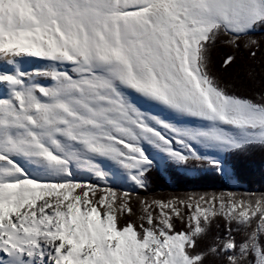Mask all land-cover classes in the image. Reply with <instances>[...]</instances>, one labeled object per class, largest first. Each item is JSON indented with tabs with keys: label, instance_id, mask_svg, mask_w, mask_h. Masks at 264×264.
Wrapping results in <instances>:
<instances>
[{
	"label": "snow or ice",
	"instance_id": "6c2138e0",
	"mask_svg": "<svg viewBox=\"0 0 264 264\" xmlns=\"http://www.w3.org/2000/svg\"><path fill=\"white\" fill-rule=\"evenodd\" d=\"M257 31L264 0H0V264H264V193L134 203L76 179L146 188L145 145L221 174L218 154L264 147V96L209 70L219 42L255 57Z\"/></svg>",
	"mask_w": 264,
	"mask_h": 264
},
{
	"label": "trees",
	"instance_id": "16d2710c",
	"mask_svg": "<svg viewBox=\"0 0 264 264\" xmlns=\"http://www.w3.org/2000/svg\"><path fill=\"white\" fill-rule=\"evenodd\" d=\"M253 36L260 42V47L253 49L256 51L255 57L243 44L237 49L219 42L210 51L209 70L228 91L259 100L264 96V31H257ZM228 55L234 56L235 62L231 67L225 68L223 60ZM222 161L231 170L230 176L225 177L215 169L196 162L190 163L186 168L165 163L162 170L155 164L146 173V188L137 187L128 192L133 196L134 203L137 196L169 199L221 192L239 195L264 193V147L253 146L244 151L224 153ZM190 171L193 172L189 173ZM232 181L236 187L231 185ZM114 189L119 192L126 191L118 187ZM225 228L222 220L214 223L206 240L201 242V247L211 244L216 236H223Z\"/></svg>",
	"mask_w": 264,
	"mask_h": 264
},
{
	"label": "rangeland",
	"instance_id": "374dc122",
	"mask_svg": "<svg viewBox=\"0 0 264 264\" xmlns=\"http://www.w3.org/2000/svg\"><path fill=\"white\" fill-rule=\"evenodd\" d=\"M28 68L26 69H36V68H43L45 66V62L43 60H40V59H34L32 60L30 63H28ZM42 83H48V81L46 80H42L41 81ZM4 90L2 87H0V95H4ZM139 103L141 104L142 108L145 109V110H148V111H151L155 114H163L164 116L168 117L169 114L168 113H161V110L156 107L155 105H152V104H147V103H144L143 101H139ZM145 148H146V151L151 155V156H154L156 158L157 161H159L158 163V166L160 167V170H162L163 168H165V162L161 159V156L158 154V152L153 149L152 147L148 146V145H145ZM210 154H213V155H216L215 153H210ZM219 155V158L222 160L223 157H224V153L222 154H218ZM224 173H222L223 176H230L231 175V170L228 168V166H225L224 165ZM183 170V169H182ZM193 171H190L189 173H192ZM117 174L116 175H113V176H110L109 179L107 180V182H104V181H98L97 178L95 176H92V175H88V174H77L76 176V179L77 180H80V181H88V182H94V183H99L100 185L102 186H105V185H110L112 188H122L126 191H132L133 189H136L137 186H135L134 184H130L131 185V188L129 187H124L122 185H119L120 180H119V176L118 174H120L119 172H116ZM124 180H127L126 177L124 176ZM232 186L236 187L235 183L232 181Z\"/></svg>",
	"mask_w": 264,
	"mask_h": 264
},
{
	"label": "bare ground",
	"instance_id": "6f19581e",
	"mask_svg": "<svg viewBox=\"0 0 264 264\" xmlns=\"http://www.w3.org/2000/svg\"><path fill=\"white\" fill-rule=\"evenodd\" d=\"M28 63H26L25 65H24V67H25V69L26 68H28ZM30 66V65H29ZM0 68H7V66L6 65H0ZM120 174H118V176H119V180H120V182L121 183H119V185H122V186H124V187H129V188H131V182L130 181H128V180H125V181H123L125 178H124V175H123V173L122 172H119ZM117 174V173H116ZM115 174V175H116Z\"/></svg>",
	"mask_w": 264,
	"mask_h": 264
},
{
	"label": "water",
	"instance_id": "95a60500",
	"mask_svg": "<svg viewBox=\"0 0 264 264\" xmlns=\"http://www.w3.org/2000/svg\"><path fill=\"white\" fill-rule=\"evenodd\" d=\"M133 191V190H132Z\"/></svg>",
	"mask_w": 264,
	"mask_h": 264
}]
</instances>
